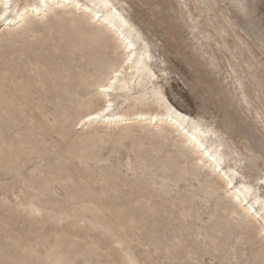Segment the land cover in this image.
<instances>
[{
  "label": "rangeland",
  "instance_id": "1",
  "mask_svg": "<svg viewBox=\"0 0 264 264\" xmlns=\"http://www.w3.org/2000/svg\"><path fill=\"white\" fill-rule=\"evenodd\" d=\"M253 3L254 31L264 33V0ZM64 26L59 20L10 37L0 33V264H45L54 253L63 264H264L258 227L236 214L222 223L223 191L206 170L191 172L193 156L173 136L163 145L137 127L128 137L101 129L97 142L79 149L78 124L87 111L81 99L89 92L52 88L53 77L67 69L60 63ZM164 53L168 59L157 47L151 52L164 99L204 123L221 120L187 65L174 51ZM136 143L148 148L146 161ZM169 160L174 166L164 172ZM229 164L238 173L235 184L256 185L263 202V161ZM141 201L159 207L143 211Z\"/></svg>",
  "mask_w": 264,
  "mask_h": 264
},
{
  "label": "bare ground",
  "instance_id": "2",
  "mask_svg": "<svg viewBox=\"0 0 264 264\" xmlns=\"http://www.w3.org/2000/svg\"><path fill=\"white\" fill-rule=\"evenodd\" d=\"M253 1L0 0V33L10 37L62 20L60 47L65 55L60 63L67 69L53 77L52 88L72 89L74 95L79 90L89 92L85 102L81 99L87 111L78 124L84 131L79 149L97 142L101 129H119L128 137L137 127L148 135L153 132L154 140L163 145L173 136L183 154L193 156L191 172L206 170L223 191L227 206L220 213L222 223L236 214L258 227L261 240L264 199L261 202L257 196L256 185H236L238 173L229 166L238 161L264 163V33L254 31ZM120 2L125 5L122 10ZM156 47L166 59L164 50L174 51L187 65L196 87L215 103L221 120L204 123L202 117L180 113L164 99L151 66ZM110 55L116 60L111 61ZM8 100L12 99L8 96L4 102ZM133 146L146 161L148 148L141 143ZM173 166L169 160L161 169L167 172ZM206 187L214 189L210 182ZM139 204L143 211L159 207ZM148 229L154 232L156 223ZM45 260V264L48 260L63 264L57 253Z\"/></svg>",
  "mask_w": 264,
  "mask_h": 264
}]
</instances>
